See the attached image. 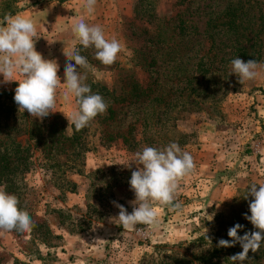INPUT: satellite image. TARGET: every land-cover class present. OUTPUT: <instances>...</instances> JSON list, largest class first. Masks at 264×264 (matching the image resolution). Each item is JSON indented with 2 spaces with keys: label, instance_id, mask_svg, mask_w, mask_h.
Masks as SVG:
<instances>
[{
  "label": "rangeland",
  "instance_id": "obj_1",
  "mask_svg": "<svg viewBox=\"0 0 264 264\" xmlns=\"http://www.w3.org/2000/svg\"><path fill=\"white\" fill-rule=\"evenodd\" d=\"M83 1L18 2L22 10L17 14L30 17L41 35L36 50L59 64L61 83L66 63L63 49L75 47L81 55L95 52L94 48H83L76 37L72 45L62 47L65 37L60 32L65 27L70 30L79 19L88 22ZM124 3L127 4L124 11L116 18L106 17L111 20L101 26L106 39L115 38L121 44L117 56L122 64L124 55L130 54L129 47L135 44L132 38L144 36L138 27L152 29L151 24L158 17L164 18L167 25L169 44L158 52L164 55L159 87L142 113L146 129L134 135L136 114L127 108L126 100H104L108 106L117 104V108L125 102L109 128L116 133H106L102 138L98 132L103 123L112 119L113 113L107 108L82 133L85 134L82 147L69 142L62 149L53 148L46 157L37 148H31L28 170L11 178L12 185L5 190L16 195L18 207L39 224L30 232L0 230L1 264H13L14 258L27 264H208L198 257L211 253L212 245L198 244L193 239L204 235L206 228L210 240L217 239L218 243L221 238L231 239L226 219L223 222L217 216L230 203L236 188L264 182V0H124ZM46 8L59 9L52 19L55 25L42 24L49 15L41 13ZM104 8L108 9L105 5ZM232 22L244 29L240 30L239 38L228 29ZM175 24L183 26L177 35ZM213 24L225 27L213 30ZM175 35L174 43L170 40ZM47 40L54 42L49 44ZM245 40L249 43L262 40L263 44L256 46L261 47V53H255L261 65L259 75L242 85L236 74H230L231 62L220 56L227 54L236 41ZM76 67L86 74V83L91 79L113 84L110 71ZM136 73L140 82L147 79L140 70ZM14 75L22 78L19 73ZM2 81L0 75V100H14L1 91L14 92L18 82ZM64 90L65 85L61 84L57 90V111L50 115L68 122L61 110L67 115L77 106L75 98L64 101ZM96 91L92 89V93ZM66 131L70 134L69 127ZM170 142L189 152L195 163L194 171L180 181L178 201L182 207L170 210L154 204L160 213L158 226L137 225L127 231L111 222L110 218L119 213L113 201L131 212L128 202L134 199L128 183L131 170L115 163L131 159L145 146L162 148ZM77 148L79 156L73 153ZM61 150L66 152L58 153ZM214 212L213 220H206ZM228 218L231 222L235 220L231 214ZM242 225L239 235L255 230L245 216ZM139 228L145 233H137ZM229 248L213 257L214 264H232L229 257L238 250L235 246ZM248 256L244 264H264V245L255 253L249 250ZM184 260L187 262L183 263Z\"/></svg>",
  "mask_w": 264,
  "mask_h": 264
},
{
  "label": "clouds",
  "instance_id": "obj_2",
  "mask_svg": "<svg viewBox=\"0 0 264 264\" xmlns=\"http://www.w3.org/2000/svg\"><path fill=\"white\" fill-rule=\"evenodd\" d=\"M96 2L97 0H84L87 13L94 12ZM71 31L83 48L95 49V59L108 66L115 63L121 44L115 38L106 39L101 26L89 25L84 19H79L73 23ZM40 37L37 26L30 17L19 14L5 17L4 22L0 24L2 83L18 82L14 90V101L19 111L27 110L33 119L39 118L41 122L57 111V90L64 84V101L75 98L77 107L67 115L63 113L69 124H72L76 131H80L89 126L97 115L105 114L108 108L103 97L98 93H92L90 85L85 83L86 74L77 71L76 66H79V69H90L91 65L87 58L80 54L78 48L73 47L69 51L63 49L66 63L64 82L61 83V77L58 75L60 66L57 61L44 58L36 50L35 44ZM47 41L49 44L54 42ZM260 67L255 59L244 61L237 57L231 60L230 74H236L239 83L243 85L257 78ZM14 73H19L22 78H16ZM115 164L131 170L128 183L134 193V199L128 203L132 211L128 212L124 205L113 201L119 213L110 218L111 222L117 223L127 231L134 230L137 225L158 226L160 213L154 204L169 207L170 210L180 209L182 207L178 201L180 181L195 169L192 155L183 151L176 142H170L162 148L145 146L131 159ZM243 197L245 199L252 197L249 201L251 214L245 213L244 216L255 230L239 235L238 230L244 226L237 223L228 229L227 234L231 239L221 238L217 243V247H233L237 243L240 244L242 251L229 257L232 264H244L249 260V250L255 253L264 245V182L250 183ZM18 205L17 196L7 192L5 187H0V230L18 232L32 230L34 222L31 216ZM214 215L215 212L208 214L206 220L212 221ZM207 231L206 228L204 235L210 241Z\"/></svg>",
  "mask_w": 264,
  "mask_h": 264
},
{
  "label": "trees",
  "instance_id": "obj_3",
  "mask_svg": "<svg viewBox=\"0 0 264 264\" xmlns=\"http://www.w3.org/2000/svg\"><path fill=\"white\" fill-rule=\"evenodd\" d=\"M55 2H65L67 0H53ZM19 0H2L0 1V22L3 23L6 16H14L22 7L19 5ZM36 3V2H33ZM164 18L158 17L154 24H151L152 29L146 28L144 25L138 27L141 34L143 33L142 39L132 38L135 44L130 48V54L124 55L125 61L122 64L120 56H117L115 63L112 65H104L99 60L95 59V52L86 53L85 56L92 67L104 71L112 72L113 84L108 85L107 83H101L93 80H87L88 85H90L91 90L97 89L95 93H98L103 97L104 100H113L118 102L120 100H126L127 108L131 109L134 114H136V128L134 133H143L144 128L146 129V119L142 117L144 109L147 107V100L153 99L154 90L159 87V80L161 73V67L163 65V54L158 53L162 51L169 43H167V25L165 24ZM181 24H175L174 34L181 33ZM225 27L224 24H213L212 29H220ZM228 29L232 30L237 38H239L240 30H244L238 23L232 22ZM175 37L170 40L175 41ZM264 39V38H263ZM169 41V42H170ZM235 42L233 46H230L229 52L220 56L223 60L231 62L234 58H241L244 61L249 59H259V56H255V53H261V47L256 49L257 45H262L263 41L258 42ZM175 43V42H174ZM137 70H140L147 79L144 82H140L137 78ZM128 81L130 82L128 86ZM127 88V89H126ZM1 93L8 94L14 97V92L12 90H3ZM159 100L161 97L157 96ZM125 102L120 104L118 107L121 108ZM112 106V107H111ZM119 108L117 104H111L108 109L112 111L113 116L110 122L103 123L104 126L99 127V134L104 138L106 133L114 134L116 131L110 130L112 127V121L116 118ZM15 114L10 121L9 118ZM9 120V122H8ZM0 185H3L5 189L11 187V178H14L18 173H25L31 164V148H37L44 157L51 155V150L58 147L62 149L67 145L74 142L76 147H82V142L85 139V133L89 126L83 128L80 131H76L72 124H69L66 120L60 116H52L44 118L43 121L39 118L33 119L27 110L23 111L18 109V105L14 100H0ZM100 122V121H99ZM106 125V126H105ZM67 127L70 128V134H66ZM107 128V130H106ZM20 137L22 139H20ZM125 140V135L121 136ZM126 143V142H125ZM130 146V142L128 143ZM78 149V150H77ZM76 155H81L77 148ZM65 153V150H61L58 153ZM259 187V186H257ZM10 189V188H9ZM247 186L238 187L235 190V194L230 200V203L224 205V210L220 217L224 222L226 219L225 226L229 228L239 223L242 225L244 221V214L249 213V201L252 198L245 199L243 195L245 194ZM234 215V222H231L229 215ZM216 217V216H215ZM223 222L221 224L223 225ZM38 221L34 222V226H37ZM227 229V228H226ZM226 229H223L225 232ZM218 234V233H217ZM217 239L207 240L205 235L201 234L193 239V242L198 244H204L209 242L213 248H211V253L200 254L199 260L208 261V264H214L212 261L213 257L217 256L219 253H226L230 250L229 247H217ZM237 252L242 251L239 243L235 245ZM2 257L0 256V264ZM186 260L182 261L183 263ZM13 264H27L17 258L13 259Z\"/></svg>",
  "mask_w": 264,
  "mask_h": 264
},
{
  "label": "crops",
  "instance_id": "obj_4",
  "mask_svg": "<svg viewBox=\"0 0 264 264\" xmlns=\"http://www.w3.org/2000/svg\"><path fill=\"white\" fill-rule=\"evenodd\" d=\"M104 5H105V7H108L107 10H105ZM111 6H112V8L110 9ZM124 6L125 7L127 6V4L124 3V0H97L95 8H94V12L89 14L86 12V10L84 8V1H83V6H82L83 8L82 9H84V13H86L87 20H88L87 23L89 25L103 26L105 23L110 21L113 17L116 18L117 17L116 15L121 13V11L124 9ZM57 11H59V9H53V8H46L43 11H41V13L49 14L47 20H45V23H42V24L51 23V24L55 25V23L52 22V19H55V13ZM113 13H116V14L114 15ZM112 15H114V16H112ZM35 16L36 17H42V14H36ZM108 16H111L110 17L111 19L107 20L106 17H108ZM40 27H42V26H40ZM60 36L65 37V39L62 40L65 42L64 46H62V47L70 46L75 41V36L73 35L71 29L67 30V27H65V29L60 32ZM60 40H61V38H60ZM61 112L63 113V110H61Z\"/></svg>",
  "mask_w": 264,
  "mask_h": 264
},
{
  "label": "built area",
  "instance_id": "obj_5",
  "mask_svg": "<svg viewBox=\"0 0 264 264\" xmlns=\"http://www.w3.org/2000/svg\"><path fill=\"white\" fill-rule=\"evenodd\" d=\"M142 231V229H137V233H139V232H141ZM145 232H141L140 234H144Z\"/></svg>",
  "mask_w": 264,
  "mask_h": 264
}]
</instances>
